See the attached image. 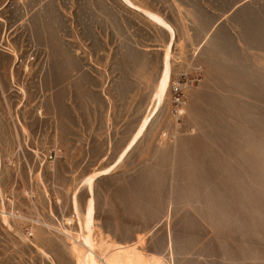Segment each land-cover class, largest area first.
<instances>
[{
  "label": "rangeland",
  "instance_id": "1",
  "mask_svg": "<svg viewBox=\"0 0 264 264\" xmlns=\"http://www.w3.org/2000/svg\"><path fill=\"white\" fill-rule=\"evenodd\" d=\"M62 231L264 264V0H0V264H84Z\"/></svg>",
  "mask_w": 264,
  "mask_h": 264
},
{
  "label": "bare ground",
  "instance_id": "2",
  "mask_svg": "<svg viewBox=\"0 0 264 264\" xmlns=\"http://www.w3.org/2000/svg\"><path fill=\"white\" fill-rule=\"evenodd\" d=\"M64 234H66L68 237H70V239L73 240V242L75 243V250L78 252V255L86 256V262L84 264H141L140 262H142V260L144 261V258L142 257V255L140 256V253H138L137 251L136 253L134 251L135 249H131L133 246L128 247L125 246V244L122 245L117 243H112L110 245L108 243L106 245L105 243L106 249L104 253L98 254L95 251V246H89L87 243L82 242L81 239L78 238V236L71 235L67 232H65Z\"/></svg>",
  "mask_w": 264,
  "mask_h": 264
},
{
  "label": "built area",
  "instance_id": "3",
  "mask_svg": "<svg viewBox=\"0 0 264 264\" xmlns=\"http://www.w3.org/2000/svg\"><path fill=\"white\" fill-rule=\"evenodd\" d=\"M196 78H189L188 80H185L184 84H181L179 80L176 78L175 81L172 83V90H174V93L171 96V102L174 104L176 107H174V115L176 116L179 113L178 107L182 105V103L185 101L184 100V89L187 86V89L191 87L194 84V81ZM175 89H178V91H175Z\"/></svg>",
  "mask_w": 264,
  "mask_h": 264
},
{
  "label": "crops",
  "instance_id": "4",
  "mask_svg": "<svg viewBox=\"0 0 264 264\" xmlns=\"http://www.w3.org/2000/svg\"><path fill=\"white\" fill-rule=\"evenodd\" d=\"M132 134H133V133H132ZM133 145H134V144H133ZM133 145H132V146H133ZM132 146H131V147H132ZM130 149H131V148H130ZM130 149H129V150H130ZM129 150H128V151H129ZM128 151H127V152H128ZM127 152H126V153H127Z\"/></svg>",
  "mask_w": 264,
  "mask_h": 264
}]
</instances>
